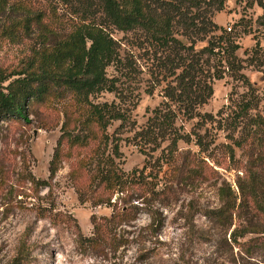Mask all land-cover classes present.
Wrapping results in <instances>:
<instances>
[{"label": "rangeland", "instance_id": "1", "mask_svg": "<svg viewBox=\"0 0 264 264\" xmlns=\"http://www.w3.org/2000/svg\"><path fill=\"white\" fill-rule=\"evenodd\" d=\"M8 1L14 10L6 14L7 21L17 22L31 7L44 13L50 29L64 33L82 23L104 21L98 4L90 0ZM219 1L202 2L191 13L208 17L226 31L234 26L240 46L237 56L245 60L243 74L250 88L228 76L214 81L213 95L198 112L212 115L215 122L196 126L194 120L179 130L184 135L195 127L208 146L206 154L193 143L179 142L169 157L168 143L153 150L134 139L162 100L161 88L148 75L150 64L136 57L135 78L120 79L118 96L102 93L89 99L93 104L114 102L127 116L125 123L114 121L102 131L88 105L62 88H50L42 101H29L26 121L0 122V264H12L21 245L31 250L27 264H262V251L254 241L248 243L254 235L239 240L240 246L230 245L231 250L221 242V232L212 228L214 241L199 237V230L209 225L203 216L190 222L198 209L230 208L233 199L236 208L240 198L251 203L264 192V122L260 120L264 121V27L257 23L262 10L256 0H224V9L216 12ZM109 30L122 43V54L143 55L127 44H139L131 35ZM20 32L17 27L12 36L0 28V70L7 74L24 70L39 46L34 36L20 40ZM138 36L142 34L133 38ZM248 60L254 65L249 66ZM114 68H108L111 78L120 76ZM250 99L257 105L242 116L238 106ZM81 129L86 137L77 141ZM60 137L57 171L50 179L49 165ZM108 170L127 177L138 172L126 183L127 191L117 193L102 180ZM29 175L47 185L34 184ZM113 207L128 213L115 222L113 231L122 247L116 252L106 249V256L79 249L76 226L84 236H91V217L104 223ZM191 226L196 231L193 236Z\"/></svg>", "mask_w": 264, "mask_h": 264}, {"label": "trees", "instance_id": "2", "mask_svg": "<svg viewBox=\"0 0 264 264\" xmlns=\"http://www.w3.org/2000/svg\"><path fill=\"white\" fill-rule=\"evenodd\" d=\"M90 1L98 4L104 21L82 23L64 33L58 28L50 29L44 13L31 7L23 10L24 14L17 22L7 21L6 14L14 10V5L9 4L8 0H0V28L15 36V29L18 27L21 31L20 40H31L34 36L39 45L37 50H33L24 70L8 74L0 70V122L5 119L26 121L29 101H42L49 94L50 88H62L78 96L80 103L88 105L90 115L102 131L105 132L114 121L125 123L127 116L118 110L117 104H93L89 99L102 93H115L118 96L117 83H120V79L135 78L136 57L147 60L150 64L148 75L155 86L161 88L162 100L151 111L150 117L134 139H139L143 148L153 146V150L168 143L166 149L169 157L176 152L179 142L193 143L200 152L206 154L208 146L204 145L202 137L194 131L195 127L184 135L179 130L194 120H197L196 126L215 122L212 115L198 112V108L206 104L213 95L214 81L228 76L250 88V83L243 74L245 60L237 56L240 46L232 31L234 26L227 32L225 28L212 23L208 17L198 18L191 13L199 8L200 3L211 0ZM255 3L262 10L257 23L264 27V0H256ZM223 9L224 0H220L215 11L221 12ZM109 28L125 36L131 35L139 44H127L132 49L143 51V55L137 57L136 51L122 54V43L111 36ZM137 32L142 37L133 38ZM199 44L203 46L198 48ZM247 63L249 66L254 65L251 60ZM110 67H115L120 76L112 75L111 78L108 75ZM256 105L251 99L242 101L238 106L239 114L247 117ZM178 120L182 124L179 127ZM76 137L77 141H83L86 131L81 129ZM61 140L62 137L57 140L53 150L49 165L50 179L57 171ZM115 148L117 149V145ZM229 157L233 159L232 149ZM137 172L133 171L127 177L108 170L102 180L108 189L123 193L127 191L126 183L133 181ZM29 179L36 185H47L45 181H38L31 175ZM261 193L255 195L251 203L240 198L236 208V200L233 199L230 208L223 206L211 210L198 209L190 216V222L196 215H201L208 221L209 225L199 230V237H205L204 242L215 239L214 234H210V228L221 232V242L229 247L240 246L239 240L254 235L255 238L248 243L254 241L264 255V192ZM192 208L190 209L193 210ZM126 215L127 211L116 212L113 207L110 218L104 223L95 222L94 217H91L93 232L88 237L76 226L78 248L93 251L97 256H106V249L116 252L123 244L120 237L116 242L114 240L115 222ZM237 218L241 221L234 223ZM154 224H150L148 228H152ZM195 232L191 226L189 233L193 236ZM30 252V249L21 245L12 264H27ZM261 263L264 264V260Z\"/></svg>", "mask_w": 264, "mask_h": 264}, {"label": "built area", "instance_id": "3", "mask_svg": "<svg viewBox=\"0 0 264 264\" xmlns=\"http://www.w3.org/2000/svg\"><path fill=\"white\" fill-rule=\"evenodd\" d=\"M231 29L230 28H227V31L229 32Z\"/></svg>", "mask_w": 264, "mask_h": 264}]
</instances>
